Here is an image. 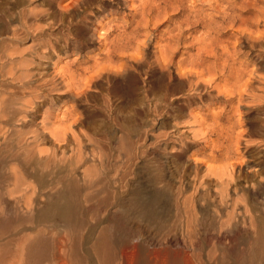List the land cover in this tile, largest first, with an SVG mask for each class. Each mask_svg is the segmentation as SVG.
I'll return each instance as SVG.
<instances>
[{"label": "rangeland", "instance_id": "374dc122", "mask_svg": "<svg viewBox=\"0 0 264 264\" xmlns=\"http://www.w3.org/2000/svg\"><path fill=\"white\" fill-rule=\"evenodd\" d=\"M263 38L264 0H0V264H260Z\"/></svg>", "mask_w": 264, "mask_h": 264}, {"label": "bare ground", "instance_id": "6f19581e", "mask_svg": "<svg viewBox=\"0 0 264 264\" xmlns=\"http://www.w3.org/2000/svg\"><path fill=\"white\" fill-rule=\"evenodd\" d=\"M70 3H71V2H70ZM81 3H82V2H81ZM137 7H138V6H137ZM225 7H226V6H225ZM62 8H63V7H62ZM67 8H68V7H67ZM220 8H222V7H220ZM228 9H229V10H228ZM66 11H67V10H66ZM217 12H219V13H223V14H220V15H222L223 17H222V16H219V18H222V19H223V20H222L223 23L221 22V24L218 26L219 28H223L224 26H225V27H229V26H231V27H232V26L235 27V26H236V24H237V22H238L236 19H237L238 16L235 14V9H234L233 7L222 8V10L219 9V11H217ZM219 13H218V15H219ZM245 13H246V12H245ZM252 13H253V12H252ZM67 14H68V13H67ZM70 14H71V13H70ZM241 14H242V12H241ZM249 14H250V13H249ZM245 15H246V14H245ZM245 15H243L244 18H245ZM249 17H250V16H249ZM244 18H243V19H244ZM246 18L248 19V15H247ZM244 20H245V19H244ZM249 20H250V18H249ZM249 20H248V21H249ZM218 22H219V21H218ZM240 22L242 23L241 20L239 21V23H240ZM243 23H244V21H243ZM246 24H247V23L245 22V25H246ZM243 28H244V27H243ZM241 30H242V29H241ZM243 31H244V30H243ZM243 31H241V32H243ZM246 33H247V31H246ZM246 33H245V34H246ZM208 34H209V33L207 32V35H208ZM245 34H241V35L244 36ZM207 35H206V36H203V37L206 38ZM211 36H212V35H211ZM245 36H246V35H245ZM259 36H260V35H259ZM209 37H210V36H209ZM201 38H202V37H201ZM207 38H208V37H207ZM212 39H213V38L210 37V39H208V40H212ZM263 39H264V38H263ZM200 40H201V39H200ZM203 40H205V39L203 38ZM203 40H202V41H203ZM205 41H206V40H205ZM205 41H204V42H205ZM212 41H213V43H211V41H210V43H211L210 45H212V44L214 45L215 40H212ZM205 43H206V42H205ZM207 43H208V41H207ZM207 43H206V44H207ZM215 43H216V42H215ZM208 44H209V43H208ZM208 46H209V45H207L206 47H208ZM210 47H212V46H209L208 48H210ZM217 47H218V46H217ZM213 48H214V46H213ZM219 48H220V47H219ZM223 48L225 49V47H223ZM206 49H207V48H206ZM206 49H205V50H206ZM211 49H212V48H211ZM211 49H210V51H209L210 53H211V51H212ZM214 50H215V52H216V50H217L216 47L214 48ZM214 50H213V51H214ZM201 51H202V50H201ZM201 51L198 52V53L200 54V55H199L200 58L203 57V56H205L204 58L207 59V61H208V58L211 56L210 53L207 54L208 51L206 50L207 53H206V55H205L204 53L201 54ZM213 51H212V52H213ZM224 51H225V50H224ZM203 52H204V51H203ZM223 53H225V52H223ZM226 53H227V52H226ZM211 54H212V53H211ZM219 55L221 56L220 53H219ZM223 55H224V54H223ZM212 56H213V57H216L217 55H216L215 53H213ZM212 56H211V57H212ZM225 56H228V54L225 55ZM206 57H207V58H206ZM218 57H219V56H218ZM221 57H222V56H221ZM226 58H228V57H226ZM127 59H128V58H127ZM209 59H210V58H209ZM129 60H131V59H129ZM215 60H216V59H215ZM215 60H213V61H215ZM217 60H218V59H217ZM226 60H227V59H225L224 61H226ZM220 61H222V59H221ZM228 61H229V59H228ZM213 63H214V62H213ZM223 63H224V62H223ZM211 64H212V63H211ZM211 64H210V65H211ZM216 64H217V63H216ZM216 64H212V65L214 66V65H216ZM220 64H221V62H220ZM226 64H229V62H228V63L225 62V65H226ZM210 65H209V63H208V67H209ZM217 65H218V64H217ZM213 66H211V67H213ZM220 66H222V65H220ZM220 66H218V68H219ZM225 67H226V66H224V67L222 66L223 70L226 69ZM220 68H221V67H220ZM231 68H233V67L231 66ZM207 69H208V68H207ZM209 69H210V68H209ZM229 69H230V67H229ZM210 70H211V71H214V69H213V70L210 69ZM238 70H239V69H238ZM240 70H241V69H240ZM208 71H209V70H208ZM221 71H222V69H221ZM231 71H233V70L231 69ZM187 72H188V71H187ZM209 72H210V71H209ZM224 72H225V71H224ZM239 72H241V71H239ZM239 72H238V73H239ZM210 73H211V72H210ZM220 73H221V72H220ZM228 73H229V72H228ZM226 74H227V73H226ZM226 74H225V75H226ZM229 74H230V73H229ZM218 76H219V75H218ZM222 76H224V75H223V72H222ZM220 77H221V76H220ZM228 77H229V76H228ZM221 78H222V77H221ZM213 79H214V78H213ZM211 80H212V79H211ZM211 80H210V81H211ZM238 81H240L239 78H238L237 82H238ZM244 83H245V82H244ZM259 88H260V87H259ZM261 90H263V89H261ZM242 91H243V90H242ZM164 93H165V92H164ZM178 93H179V92H178ZM161 95H162V94H161ZM242 99H243V98H242ZM262 99H264V98L262 97ZM259 101H260V100H259ZM239 105H240V104H239ZM229 137H230V135H229ZM232 165H233V164H232ZM232 165H231V166H232ZM233 166H235V164H234ZM232 168H233V167H232ZM232 168H231V170H232ZM235 168H237V166H235ZM235 168H234V169H235ZM239 168H240V167H239ZM235 170H236V169H235ZM233 172H234V171H233ZM257 172H258V171H257ZM259 239L264 240V230H262V231L259 233ZM43 252H44V245H43V244L41 245V242L33 243V244H31V246H30V248H29V253H30V255H31L33 258L38 257L39 255H42ZM30 255H29V256H30ZM262 255H264V254H262ZM263 261H264V256H263V258H262V262H260V264H264ZM26 262H27V261H26Z\"/></svg>", "mask_w": 264, "mask_h": 264}]
</instances>
